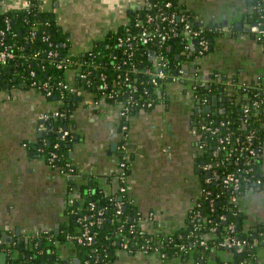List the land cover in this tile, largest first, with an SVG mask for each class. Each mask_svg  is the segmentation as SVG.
I'll list each match as a JSON object with an SVG mask.
<instances>
[{
    "label": "crops",
    "instance_id": "crops-1",
    "mask_svg": "<svg viewBox=\"0 0 264 264\" xmlns=\"http://www.w3.org/2000/svg\"><path fill=\"white\" fill-rule=\"evenodd\" d=\"M1 1L3 9L26 5V0ZM142 3L143 0H43V7L55 11L57 22L69 32L73 50L83 52L124 25ZM179 3L196 20L202 18L221 29L212 36L210 51L196 59L191 69L185 68L183 80L167 82L162 103L132 112L127 137L132 153L127 168L128 196L145 216V227L169 233L185 223L201 196L205 178L206 160L199 147L200 136L195 132L202 116L194 112L197 102L190 92L193 79H226L231 95L237 93L239 86H255L264 91V45L252 30L255 7L251 1ZM75 73L74 69L67 71L72 82ZM94 98L97 96L88 91H79L76 96L78 103L71 125L77 140L70 155L79 173L70 175L72 179L78 176L76 188L70 192L68 175L43 156L31 153L29 145L41 135L46 115L57 110L59 102L24 83L0 88V237L5 243L21 240L33 251H57L67 264L81 262L75 242L70 238L61 240L58 234L68 223L70 206L78 204L80 186L95 179L106 194L120 192L116 174L121 170L125 141L119 106L106 98L94 102ZM217 103L213 109L223 108L222 97ZM259 158V173L264 175V145ZM238 202L241 229L264 231V183L245 185ZM40 244L42 248L37 247ZM3 252L6 251L0 252V264L7 262L8 253L2 263ZM115 253L113 264H190L180 256L159 251L131 252L121 247ZM228 255L225 259L231 256ZM255 257L253 264H264V235L260 236ZM209 259L216 264L213 256Z\"/></svg>",
    "mask_w": 264,
    "mask_h": 264
},
{
    "label": "trees",
    "instance_id": "trees-1",
    "mask_svg": "<svg viewBox=\"0 0 264 264\" xmlns=\"http://www.w3.org/2000/svg\"><path fill=\"white\" fill-rule=\"evenodd\" d=\"M249 1L254 7L257 4L261 5V10L257 8L254 10L255 21H262L264 24V0ZM1 6L2 1L0 0V47L11 45L15 56L5 66L0 65V88H9L24 83L28 87L37 88L48 98L59 102L60 114L55 116L50 113L45 122L47 129L36 141L29 142L30 150L33 154L43 156L54 167L64 172L77 174L79 169L70 155V149L77 140V133L71 125V116L78 103L76 96L79 91H88L97 97L101 96L105 90L102 88L105 81L108 83L106 90L115 86L117 80L116 59H114V55L117 53L116 41L120 35L126 33V25H121L117 30L108 32L103 38L96 40L95 44L87 50L75 52L71 46L69 32L59 25L54 10L43 7V0H28L25 6L8 7L3 11H1ZM172 8L181 11L184 6L179 3V0H173ZM143 11V8H139L131 17L135 18L138 13L139 16H142ZM7 18L10 21V27H7ZM215 25V23L207 21L203 24L205 29ZM2 30L4 31L3 34ZM33 31L35 32L34 35ZM215 33L209 29V36L212 37ZM258 40L264 45V37ZM169 41H171L172 47L169 51L172 63L180 62L184 69H191L194 63L193 57L188 55L179 57L176 54L182 46L181 38H171ZM142 45L140 44V46ZM173 46H175L174 49ZM139 49H143V47H139ZM135 55L140 69L141 63L151 61L148 53H140L137 50ZM187 59L188 61L184 62ZM59 63H62L63 66L60 67ZM69 69L76 71L73 82L67 78ZM83 69L88 71L87 78L80 76V71ZM102 73L106 75L105 79H102L100 75ZM142 73L139 79L144 80L147 75ZM211 79L206 83L198 84L197 98L194 97L195 101L197 102V99L202 95H206L212 101L213 95L217 94L222 97L224 104L222 111L212 109L210 112H206L203 108L198 110L202 119L209 120L211 118L214 121L213 125L218 127L215 133L208 130L202 134L200 140L205 143L203 151L207 157H211V155L213 156L211 151L215 150L217 146L227 144L228 149H230L237 144V138L246 142L247 135L253 132L255 136L252 139V146L259 148L254 169L259 173L260 150L264 145V112L261 107L257 108L253 101L262 99L263 107L264 91L262 93L255 86H239L237 93L231 95L226 89V79ZM61 81L74 86L76 91L64 88ZM142 87L141 83L140 89L135 92V95L140 99H145L149 94H154L151 86ZM50 88L52 92L49 94ZM145 90H148L149 93H146ZM107 100L113 103L112 99L108 98ZM247 104L250 107V112L245 114L243 108ZM249 114L252 116L250 117ZM59 127L69 129L70 134L62 138L58 130ZM226 136H230V139L221 141V138L224 137L225 139ZM225 151L227 150H220L217 158L223 166L234 168L233 164L225 161ZM53 152L56 153V157L52 159ZM239 154L242 153L239 152ZM259 175L262 174L259 173ZM67 183L68 190L73 192L76 188L75 179L68 175ZM204 185H206L205 182ZM78 190L80 197L77 201L78 204L74 203L70 206L68 223L63 225L64 229L60 231L58 238L65 240L68 235L80 234L83 231V224L79 218L86 215V220H95L96 215L92 213L100 208L104 210L102 222H94L90 225L95 234L90 243L83 244L77 239L73 240L81 259L79 264H113L116 258L115 249L123 247L126 241L133 252L140 249L150 253L159 251L169 256H180L190 261V264H196V262L206 264L208 261L212 264L211 259H209L211 256L214 257L216 264H223L225 261L227 264L255 263L257 246L249 245L242 253L237 254L233 249L213 250L210 246L205 247L199 243L201 239L206 240L209 245L219 241L227 234L228 223L233 221L237 223L238 236H248V238L255 236V231L252 228L241 229L239 225L240 204L238 201L230 200L229 190H224L221 198L215 202V209L211 211V214L210 206L206 202L194 206L189 211L185 223L173 233L159 229L151 230L145 227L143 225L145 216L137 205L129 200L126 193L106 194L95 179H91L87 184L80 186ZM121 196L125 208L122 213H118L116 201ZM90 202H95L96 208L94 210L90 209ZM195 211L200 212L199 217L194 215ZM222 213L226 214L227 221L219 218ZM208 218H211V223L217 224V228L213 232L209 231L210 222H208ZM154 226H158L156 220ZM250 232L251 235H249ZM182 243L186 245V250L179 248ZM37 247L42 248L43 245L40 244ZM1 251L8 253L6 264H67L66 259L60 258L57 251L48 252L47 248L42 251L40 249L33 251L21 240L13 244L2 241L0 244ZM224 251L228 253L224 254ZM228 254L231 256L225 259Z\"/></svg>",
    "mask_w": 264,
    "mask_h": 264
},
{
    "label": "built area",
    "instance_id": "built-area-1",
    "mask_svg": "<svg viewBox=\"0 0 264 264\" xmlns=\"http://www.w3.org/2000/svg\"><path fill=\"white\" fill-rule=\"evenodd\" d=\"M26 0V4H27ZM173 0H143L141 8L144 9L142 16H137L135 18H130L125 22L126 33L120 35L116 41L117 53L114 55L116 59L115 67L117 73V80L115 86L106 90L108 83L105 81L102 84V88L105 89L101 96L94 98V102H99L100 98L112 99L113 104H116L120 108V118H121V130L122 137L125 140L122 144V154H121V170L117 172L116 177L119 182V190L122 193L128 194L129 184L127 182V168L130 164L132 153L128 147L127 137H128V121L132 112L137 108H150L154 107L156 104H160L165 99L164 88L167 82H175L183 80L185 77V69L181 65L182 63L175 64L169 56V51H171V38H181L182 46H180L179 51L176 53L177 56L188 55L193 57V61L199 57L207 54L212 47L211 36H209V29L218 32L221 29L220 25H215L210 28L205 29L203 26L205 20L200 18L196 20L191 12L184 8L181 11L178 9H173ZM255 8L261 10V5H255ZM4 9L1 8V11ZM7 27H10V21L7 18ZM200 25H198V24ZM223 29V27H222ZM252 30L257 35L258 39L264 37V24L262 21H255L252 26ZM4 31L2 30V34ZM35 32L33 31V35ZM140 44H143L140 46ZM143 47V49H139ZM175 46H173V49ZM142 53H148L150 56V62L141 63V69L137 65L136 51ZM152 51H154V56L152 57ZM15 56L11 45H5L0 47V65L5 66L8 64L9 60ZM60 67L63 66L62 63L58 64ZM185 66V64H184ZM143 72V73H142ZM141 73L147 75L146 79H139ZM197 74V72H196ZM102 79H105L106 75L104 73L100 74ZM80 76L83 78L88 77V71H80ZM207 80L198 79L195 77L193 79L190 92L197 98V86L199 83H205ZM143 85L142 88L147 85L152 87L154 94H149L145 99H140L135 95L140 88L139 85ZM61 85L64 88L70 89L71 91L76 88L64 81H61ZM52 92L51 88L48 93ZM149 93L148 90H145ZM199 102V103H198ZM262 99L253 101V104L257 108H262ZM199 106L198 110H201L203 106L211 103L206 95H202L197 99ZM245 114L250 112L249 105H245L243 108ZM210 112V111H207ZM51 114L58 116L60 114L59 110H54ZM50 116V113L46 115V118ZM250 116V114H249ZM213 119H202L195 128V132L202 136L205 131L210 130L215 133L218 127L213 125ZM224 124V121H222ZM44 131L47 129L46 124L42 125ZM59 132L62 138L67 137L70 134V130L64 127H59ZM254 133L251 132L246 137V142L240 141L237 138V144L234 147L228 149L227 144L219 145L215 150L211 151L213 156L208 157L204 164V172H210L209 175L205 174L201 196L197 201L196 205L199 206L201 203L206 202L210 206L211 211L215 209V202L221 198L224 190H229L230 200L238 201L244 184L258 185L264 183V175H259L254 169V165L257 162V153L259 148L252 146V139ZM230 136L221 138L222 140L228 141ZM199 147L201 149L205 148V143L201 140L199 141ZM225 151L224 159L230 164L234 165V168H229L228 166H223L220 160L217 158L220 150ZM239 152L242 154L240 155ZM56 157V153H52L51 158ZM61 170V169H60ZM65 175H71V173L64 172ZM252 181V183H251ZM129 200L133 202V199L128 196ZM117 212L122 213L125 205L122 196L118 201H116ZM96 208L95 202H90V209L94 210ZM193 209V208H192ZM191 209V210H192ZM200 211V210H199ZM195 211L194 215L196 217L200 216V212ZM103 208H100L93 212L96 215L95 220H86V215L79 218V221L83 224V231L77 235H68V238L74 240L77 239L78 242L83 244L90 243L95 234L91 230L90 225L94 222H102L103 220ZM220 219L227 221L225 213L220 214ZM210 222L209 231L213 232L217 228V224L211 223V218H208ZM238 226L236 222L228 223L227 234L223 236L219 241L214 242L209 245L206 240L201 239L199 243L205 247H211L213 250L220 248L233 249L235 253L240 254L244 249L251 246H258L260 243V236L264 235V231H255V236L253 237H240L237 234ZM252 233L250 232L249 235ZM251 238V239H250ZM2 239H0V244ZM123 247L127 250L133 252L128 246L126 241ZM181 250H186V245L182 243L179 247ZM147 251V250H145ZM162 253V252H161ZM165 255V253H162ZM256 256V255H255ZM87 262V261H86ZM85 262V263H86ZM199 264V262H196ZM223 264H227L225 261Z\"/></svg>",
    "mask_w": 264,
    "mask_h": 264
},
{
    "label": "water",
    "instance_id": "water-1",
    "mask_svg": "<svg viewBox=\"0 0 264 264\" xmlns=\"http://www.w3.org/2000/svg\"><path fill=\"white\" fill-rule=\"evenodd\" d=\"M252 7H254L253 5H252ZM251 24H249V27H250V31H251V26H250ZM256 35V34H255ZM211 40L213 41V38H211ZM154 51H152V57L154 56ZM194 97V96H193ZM218 99H219V96L217 95V94H215V95H213V97H212V103H209V104H207V105H205L204 107H203V110L204 111H211L212 110V108H213V106H215V105H217L218 103ZM199 103V102H198ZM222 104H224V102L222 103ZM198 109H199V106H198V104H197V106H196V112H199L198 111ZM252 115H250V117H251ZM40 134L42 135L43 134V131H41L40 132ZM208 174V173H207ZM209 175V174H208ZM76 177H78V176H75V178H73V179H76ZM251 185H253V184H251ZM258 186H261V184H258ZM6 257H7V252H3L2 254H1V260H2V263H4L5 261H6Z\"/></svg>",
    "mask_w": 264,
    "mask_h": 264
},
{
    "label": "flooded vegetation",
    "instance_id": "flooded-vegetation-1",
    "mask_svg": "<svg viewBox=\"0 0 264 264\" xmlns=\"http://www.w3.org/2000/svg\"><path fill=\"white\" fill-rule=\"evenodd\" d=\"M186 61H188V59L187 60H185L184 62H186ZM206 82H208V80L206 81ZM205 82V83H206ZM212 103V102H211ZM198 104V103H197ZM204 107V106H203ZM223 107V106H222ZM213 109V108H212ZM219 111H222L223 110V108H221V109H218ZM203 154H204V156H205V160H207L208 159V157L206 156V153L203 151ZM208 172H205V174H207Z\"/></svg>",
    "mask_w": 264,
    "mask_h": 264
}]
</instances>
